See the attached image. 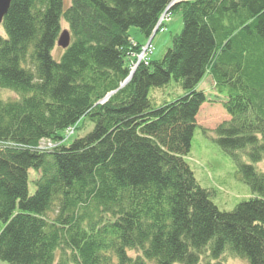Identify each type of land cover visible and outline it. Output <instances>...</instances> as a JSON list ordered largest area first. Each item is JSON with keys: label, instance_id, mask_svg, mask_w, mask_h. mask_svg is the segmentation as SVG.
Segmentation results:
<instances>
[{"label": "trees", "instance_id": "trees-1", "mask_svg": "<svg viewBox=\"0 0 264 264\" xmlns=\"http://www.w3.org/2000/svg\"><path fill=\"white\" fill-rule=\"evenodd\" d=\"M172 0H11L1 26L0 260L8 264H222L224 253L264 264V0H182L183 28L162 58L127 77L139 43ZM68 24L71 44L52 50ZM131 39V40H130ZM22 67V68H21ZM212 77L228 121L220 150L255 194L220 210L184 160ZM171 78L185 94L153 106ZM117 89L99 104L108 91ZM1 95V94H0ZM85 118V136L31 152ZM23 145L25 148H23ZM242 151L248 161L242 159ZM29 171L39 174L28 191ZM56 212L55 215L50 213Z\"/></svg>", "mask_w": 264, "mask_h": 264}, {"label": "rangeland", "instance_id": "rangeland-1", "mask_svg": "<svg viewBox=\"0 0 264 264\" xmlns=\"http://www.w3.org/2000/svg\"><path fill=\"white\" fill-rule=\"evenodd\" d=\"M65 7L69 5V0H63ZM178 3V0H172L167 9L171 5ZM63 28L65 24L63 23ZM183 28L182 13L178 9H173L170 15L164 21V31H157L152 39L153 53L149 56L152 62L158 61L162 58L167 48L172 45V38L178 35ZM130 38L139 43L145 44L148 37L141 33L137 27L131 26L128 29ZM0 35H4L2 26H0ZM139 51L133 49L131 54H136ZM54 59H59L61 49L55 47L53 49ZM138 63L137 59H134L132 65ZM134 68H130L127 77L123 80L126 84L132 75ZM212 77L205 74L195 89L197 91H203L207 97L199 108V111L195 117L196 127L193 132L191 146L188 154L184 156L185 162L193 172L194 178L197 183L203 189H206L210 194L211 201L223 211L232 210L239 202L245 201L254 197L249 187L243 183L236 171L234 161L230 156L220 150L216 143V133L214 129L224 121L229 120V116L223 108V102L225 97L218 95L214 81ZM0 96L2 99H16L17 95L9 90H0ZM185 91L182 89L179 82H176L173 78L162 87L151 88L148 92V98L153 106L159 107L164 103H169L177 98L183 96ZM111 95L106 94L103 97V102L107 100ZM75 126L67 127L70 136L66 139L65 146H69L75 139L85 136L93 128V123L87 121L85 118L79 121L78 128L71 134ZM59 139V138H58ZM53 140L52 146L57 147V140ZM3 146L9 149H16L15 146H11L10 143L3 142ZM2 146V147H3ZM237 153L241 154L242 159L248 161V158L242 151ZM249 162V161H248ZM254 166L257 170L264 171V160L255 163ZM39 174L29 171V183L28 191L32 195L35 191L33 180ZM55 211L50 213L55 215ZM3 227V223L0 221V230ZM222 264H247V260L241 257H232L227 253H224L218 258ZM206 256L200 258L199 264H206ZM0 264H8L0 260Z\"/></svg>", "mask_w": 264, "mask_h": 264}, {"label": "bare ground", "instance_id": "bare-ground-1", "mask_svg": "<svg viewBox=\"0 0 264 264\" xmlns=\"http://www.w3.org/2000/svg\"><path fill=\"white\" fill-rule=\"evenodd\" d=\"M180 1H182V0H178V2H180ZM166 10V9H165ZM167 15H164V17H166ZM63 23L65 24V28H63ZM63 31H67V33H68V35H69V42H68V45L66 46V47H61V46H59L58 44H57V41H58V39H59V37H60V35H61V33L63 32ZM131 40V39H130ZM70 44H71V33H70V31H69V28H68V24L64 21V20H60V32H59V34H58V36H57V39H56V42H55V46H54V48L55 47H58V48H60L61 50H65V49H67L69 46H70ZM131 46L133 47L134 46V43L132 42V40H131ZM152 46H153V44H152ZM52 52H53V50H52ZM52 56H53V54H52ZM54 58V57H53ZM60 59V58H59ZM59 59H54V61L55 62H58V60ZM22 68V67H21ZM124 86V83L122 82L120 85H119V88H121V87H123ZM7 90V89H6ZM116 91H117V89H114V90H110V91H108V94L109 95H113V94H115L116 93ZM99 104H101L102 102H103V98H101V99H99L98 101H97ZM87 120V119H86ZM88 121V120H87ZM77 125L79 126V122L77 123ZM52 141V138H46V137H43V138H40L39 140H38V142L35 144V145H25V147L28 149V151H31V152H39V153H50V152H52L53 151V148H51V147H49V144H50V142ZM3 142H5V143H10V145L13 147V146H15L16 145V143L15 142H12V140H10V141H3ZM64 142H66V139L64 140ZM1 143V142H0ZM63 143V139H62V136H60V138L58 139V141H57V144H55L56 146H58V145H60V144H62ZM24 147V145H23V148H25ZM17 149V148H16ZM13 150H15V149H13Z\"/></svg>", "mask_w": 264, "mask_h": 264}, {"label": "water", "instance_id": "water-1", "mask_svg": "<svg viewBox=\"0 0 264 264\" xmlns=\"http://www.w3.org/2000/svg\"><path fill=\"white\" fill-rule=\"evenodd\" d=\"M11 0H0V23L3 20L5 13L10 5ZM69 42V35L67 31H63L57 41V44L61 47H66Z\"/></svg>", "mask_w": 264, "mask_h": 264}, {"label": "built area", "instance_id": "built-area-1", "mask_svg": "<svg viewBox=\"0 0 264 264\" xmlns=\"http://www.w3.org/2000/svg\"><path fill=\"white\" fill-rule=\"evenodd\" d=\"M150 51H151V46L150 45H146V46L142 47L141 52L138 55L139 61H143L144 64H147L145 56Z\"/></svg>", "mask_w": 264, "mask_h": 264}]
</instances>
